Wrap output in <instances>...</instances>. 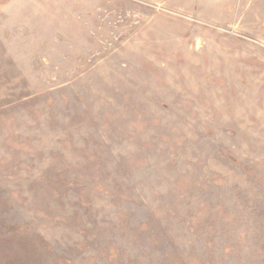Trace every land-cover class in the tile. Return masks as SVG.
<instances>
[{"label":"rangeland","instance_id":"374dc122","mask_svg":"<svg viewBox=\"0 0 264 264\" xmlns=\"http://www.w3.org/2000/svg\"><path fill=\"white\" fill-rule=\"evenodd\" d=\"M232 1L0 0V264H264V0Z\"/></svg>","mask_w":264,"mask_h":264},{"label":"crops","instance_id":"0c3cea01","mask_svg":"<svg viewBox=\"0 0 264 264\" xmlns=\"http://www.w3.org/2000/svg\"><path fill=\"white\" fill-rule=\"evenodd\" d=\"M237 1H238V2H237ZM240 1H242V0H236V1H234V2L232 1V5L234 6V8L236 7V12H238V11L240 12V10L237 9V8H239V7H238V4H241ZM245 4H246V5H252V4H253V1H252V0H245Z\"/></svg>","mask_w":264,"mask_h":264}]
</instances>
